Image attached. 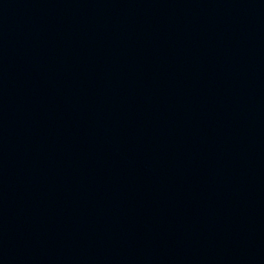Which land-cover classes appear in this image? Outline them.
Listing matches in <instances>:
<instances>
[{
    "label": "water",
    "instance_id": "1",
    "mask_svg": "<svg viewBox=\"0 0 264 264\" xmlns=\"http://www.w3.org/2000/svg\"><path fill=\"white\" fill-rule=\"evenodd\" d=\"M0 264H264V0H0Z\"/></svg>",
    "mask_w": 264,
    "mask_h": 264
}]
</instances>
